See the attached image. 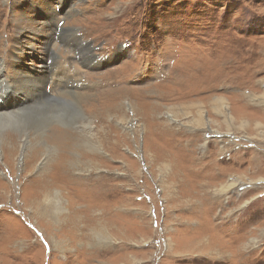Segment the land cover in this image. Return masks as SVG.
I'll list each match as a JSON object with an SVG mask.
<instances>
[{"label": "rangeland", "instance_id": "374dc122", "mask_svg": "<svg viewBox=\"0 0 264 264\" xmlns=\"http://www.w3.org/2000/svg\"><path fill=\"white\" fill-rule=\"evenodd\" d=\"M57 35L99 60L63 49L80 120L48 116ZM1 79L54 150H0V264H264V0H0Z\"/></svg>", "mask_w": 264, "mask_h": 264}, {"label": "bare ground", "instance_id": "6f19581e", "mask_svg": "<svg viewBox=\"0 0 264 264\" xmlns=\"http://www.w3.org/2000/svg\"><path fill=\"white\" fill-rule=\"evenodd\" d=\"M49 19L50 24L48 25V27L49 31H52L53 23L52 19ZM63 30H71L74 33V29L72 28ZM76 37L74 35H70L68 37L57 35L56 39L54 37H51L49 40V43L53 42L51 46L56 52V56L54 58V65H52L49 69V71H52L51 76L47 75L41 79V87L43 91L48 87L49 90L53 91L55 98H57L55 101L58 102L54 103L53 112H51V110L46 107H36L26 113L11 115V113L19 111L25 101L18 99L10 106H7L4 101H0V150L2 151L1 153H3V155L13 158V156L17 154L20 148H24V153H29L31 155V158H35L40 155L45 156L52 152L54 150L53 147L48 146L44 149H40V147L36 146L37 144L33 145L32 142V140L36 139L44 142L47 139L51 141V139L46 138V133L44 135V122H41L42 118H44L50 112L51 114L48 115L50 117H56L55 115H64L66 112H70L80 120L79 117H81V109L78 107L79 99H85L87 97L79 94L78 96H75L74 94L73 97L72 94H67L65 89H70V87L79 85L82 82L81 79L83 77L78 72L70 70V64L68 61L69 57L66 55V52L63 49L64 47H68L66 46V43H70L72 45L78 44L80 47L87 46L89 48V51H86L85 54L80 55L81 57H83L84 55V61L87 59L90 61V63L97 65L99 63V60L98 58L94 57L92 53H90L91 45H89L87 41H84L77 37L79 40L78 42ZM84 66H87V64H84ZM3 81V79L0 80V82ZM56 82H58L59 84L56 85ZM30 84L31 81L29 80H13L11 86L13 88V91L28 90L30 89ZM10 97L11 96H9L8 99ZM226 100L227 99L222 97L213 98V102H211L215 106L213 109L220 110L223 107V104L226 105ZM64 101H66V103ZM190 107L194 108V115H196L193 116V122H199L202 117L200 103L190 104L189 107H186V109H188L186 110L187 114L191 113L192 108ZM199 125L200 124H197V126ZM31 150H33V152H31ZM43 212L44 210L42 211V213Z\"/></svg>", "mask_w": 264, "mask_h": 264}]
</instances>
